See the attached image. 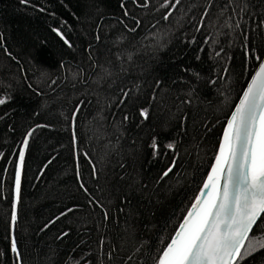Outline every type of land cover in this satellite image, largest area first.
Returning <instances> with one entry per match:
<instances>
[{
  "label": "trees",
  "instance_id": "16d2710c",
  "mask_svg": "<svg viewBox=\"0 0 264 264\" xmlns=\"http://www.w3.org/2000/svg\"><path fill=\"white\" fill-rule=\"evenodd\" d=\"M162 3L0 0V97L11 96L0 106V264H16L13 237L22 264H156L258 63L244 55L245 35L264 55V0H212L200 32L208 0H181L168 21ZM237 20L240 28L225 26ZM29 130L13 224L15 162ZM261 234L264 216L251 233ZM242 264H264V250Z\"/></svg>",
  "mask_w": 264,
  "mask_h": 264
},
{
  "label": "snow or ice",
  "instance_id": "6c2138e0",
  "mask_svg": "<svg viewBox=\"0 0 264 264\" xmlns=\"http://www.w3.org/2000/svg\"><path fill=\"white\" fill-rule=\"evenodd\" d=\"M132 2L146 7L149 0H143V4H140V0H132ZM208 2L209 7L204 8L200 23L195 29L197 32L202 30L205 18L209 14L212 0ZM21 3H27V0H21ZM233 3L234 0H228L229 5ZM180 4L181 0H163L161 7L168 9L163 19L168 21ZM121 8L125 9L124 15L128 16L129 12L123 2ZM226 9L227 5L221 8L220 14L224 15ZM246 10L247 5L240 8L239 12L233 8L232 15L242 16ZM136 23L139 25L140 21ZM225 26L238 29L241 27V20H237L235 25L225 21ZM260 26L264 27V20L260 21ZM53 31H56L64 43L71 47L70 42L59 30L53 29ZM129 31L134 32L136 29H129ZM244 39L246 41L244 55L246 58L254 56L258 67L252 73L251 79L239 96V101L235 103V107L231 109L227 117L211 170L203 182L200 193L188 209L176 233L163 248L156 264H242V261L264 250V234L251 235L253 228L264 216V58H261L254 47H249L247 35ZM204 42L209 43V37H205ZM216 55L219 56L220 53L217 52ZM121 92L123 98L120 104L122 105L130 92L123 89ZM10 100V95L0 97V106ZM80 110L81 105L78 104L72 113L74 128ZM139 115L146 120L148 109H140ZM128 119L127 115L123 117L125 121ZM37 127H44V125ZM32 135L33 130H29L24 136L15 162L14 198L11 212L13 224L18 219L17 207L21 191L22 169ZM72 140L75 145L77 140L75 131H73ZM150 147L153 155L159 152V144L155 137ZM166 147L173 150L175 144L168 143ZM0 155L3 154L0 153ZM175 163L176 160L173 159L171 166L164 171L163 177H167L173 171ZM40 171L43 173L44 169ZM95 172L93 168V175ZM77 179H80L79 172H77ZM81 187L83 188L84 185L81 184ZM72 210L69 208L67 212L70 213ZM63 215L66 213H61V216ZM107 218L108 215L105 213V219ZM52 222L54 221H50ZM47 227L46 224L45 228ZM62 235L66 236L68 233L65 232ZM11 252L16 256V264H22L15 237L11 240Z\"/></svg>",
  "mask_w": 264,
  "mask_h": 264
},
{
  "label": "water",
  "instance_id": "95a60500",
  "mask_svg": "<svg viewBox=\"0 0 264 264\" xmlns=\"http://www.w3.org/2000/svg\"><path fill=\"white\" fill-rule=\"evenodd\" d=\"M261 58H264V55H263ZM256 67H258V63H257V65H256ZM256 67L253 69L252 73L255 71ZM252 73H251V75H252ZM251 75L249 76L247 82L251 79ZM247 82H246L244 88L247 86ZM244 88H243V89H244ZM242 91H243V90H242ZM241 93H242V92H241ZM238 101H239V97H238L236 103H237ZM234 107H235V105H234ZM234 107H233V108H234ZM230 113H231V112H230ZM229 115H230V114H229ZM218 147H219V146H218ZM214 158H215V157H214ZM213 161H214V159H213ZM213 161H212V163H213ZM212 163H211V166H212ZM211 166H210L208 172L211 170ZM207 175H208V173L206 174V177H207ZM206 177H205V178H206ZM204 180H205V179H204ZM203 182H204V181H203ZM202 186H203V183H202V185L200 186V188H199V190H198L196 196L200 193V189H201ZM196 196H195V198H196ZM195 198H194V200L192 201V203L195 201ZM192 203L190 204L189 208H191ZM189 208H188V209H189ZM188 209H187V211L185 212L184 216L187 214ZM184 216L182 217V219H181L180 223L178 224L176 230L180 227V224L183 222V220H184ZM176 230L174 231L173 235L176 233ZM170 240H171V238H170ZM170 240H169V241H170ZM166 246H167V245H166ZM166 246H165V247H166Z\"/></svg>",
  "mask_w": 264,
  "mask_h": 264
}]
</instances>
